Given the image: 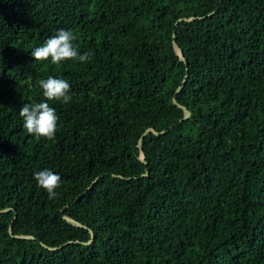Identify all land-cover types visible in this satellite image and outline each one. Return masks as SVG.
<instances>
[{"label": "trees", "instance_id": "1", "mask_svg": "<svg viewBox=\"0 0 264 264\" xmlns=\"http://www.w3.org/2000/svg\"><path fill=\"white\" fill-rule=\"evenodd\" d=\"M61 29L90 61L32 58ZM48 76L53 140L19 116ZM4 208L0 264H264V0H0Z\"/></svg>", "mask_w": 264, "mask_h": 264}, {"label": "clouds", "instance_id": "2", "mask_svg": "<svg viewBox=\"0 0 264 264\" xmlns=\"http://www.w3.org/2000/svg\"><path fill=\"white\" fill-rule=\"evenodd\" d=\"M77 36L71 30H59L54 36L49 37L43 45L31 52L32 58L37 61H50L53 65H60L65 61H78L85 63L91 60L90 53L80 54L75 46ZM45 101L34 104H24L19 116L23 119V128L30 135L53 140L57 132L59 117L56 110L46 101H59L67 104L72 100L70 84L67 80L48 76L39 82ZM37 185L44 189L48 198L57 196L56 189L61 187V177L49 169L34 173Z\"/></svg>", "mask_w": 264, "mask_h": 264}, {"label": "water", "instance_id": "3", "mask_svg": "<svg viewBox=\"0 0 264 264\" xmlns=\"http://www.w3.org/2000/svg\"><path fill=\"white\" fill-rule=\"evenodd\" d=\"M190 19H191V18H183V17H181V18H178L177 21H179V20H190ZM172 36H173V34H172ZM172 47H173L175 53L178 55V59H179V60H182V59H183L182 54H181L180 50L178 49V47H177L173 42H172ZM183 82H184V77L182 78L180 84L175 88V90H174V94L177 93V92L180 90L181 86L183 85ZM174 94L171 96V102H172V104L176 105L178 108H180V109L182 110V118H181V119H185V118H187V117L189 116V111H188L184 106L178 104V103L175 101ZM148 132L151 133V134H154V135H158V134L163 133L164 131H163V130H161V131H156V130H154L152 127H149V128H147V129H145V130L141 133L140 137H139L138 140H137V142H138L137 146H138V147H139L140 138H141L144 134H146V133H148ZM138 158H139L141 161L143 160V154H142L141 151H139V156H138ZM142 175H146V173H143ZM95 180H96V178L90 183V185H88V186L86 187V189L90 188L91 185H92V183H93ZM6 210H8V208L1 209L0 212H1V211H6ZM62 217H63V219H64L66 222H68V223H70V224H72V225H74V226L83 227V228L85 227L84 225H82L81 223H79V222H77V221L71 219L70 217H67V216H65V215H63ZM7 232H8V234H9L11 237H13V238L32 239V236H31V235H22V234L16 235V234H12V233H11V226H10V224H8V226H7ZM88 233H89V239H88L87 241H85V242H81L82 244H89V243L91 242V240H92V231H91L90 229H88ZM75 241H76V240H75ZM64 244H65V243H64ZM48 248H49V249H54V247H48Z\"/></svg>", "mask_w": 264, "mask_h": 264}]
</instances>
